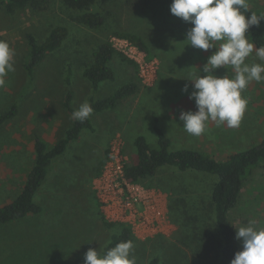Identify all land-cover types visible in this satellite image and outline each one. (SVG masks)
Segmentation results:
<instances>
[{
	"label": "rangeland",
	"instance_id": "374dc122",
	"mask_svg": "<svg viewBox=\"0 0 264 264\" xmlns=\"http://www.w3.org/2000/svg\"><path fill=\"white\" fill-rule=\"evenodd\" d=\"M242 1L264 14V0ZM39 4L14 13L0 4V115L17 107L15 116L0 127V205L19 195L35 162V137L52 147L91 97L105 98L132 82L139 84V91L114 109L92 112L93 130L84 129L52 161L34 196L43 208L41 214L0 224V264H98L112 236L121 232L119 225L104 223L93 192V180L114 137L122 136L128 164L137 158V136L157 147L156 119L174 150L191 148L217 160L245 151L264 139V65L247 45L245 29L203 3L96 2L91 11L105 18L97 30L73 21L80 12L62 0H39ZM57 26L68 29L67 38L29 77L26 35L42 43ZM117 34L142 39L149 56L163 59L162 74L171 79L175 94L199 90L194 94V98L200 95L199 100L174 104L179 109L172 119L171 104L155 100L154 90L143 86L137 66L118 55L110 62L115 80L104 81L93 91L83 71L92 65L98 46L120 37ZM196 46L209 49L210 63L202 70L195 68L185 50ZM217 49L219 57L221 49L225 53L224 66L220 61L216 65ZM192 81H198L199 87L191 88ZM68 92L75 114L64 105ZM216 182L214 175L170 166L141 181L146 187L172 190L170 196L165 191L168 199L172 197L168 231L146 241L135 237L131 247L114 251L109 264H149L154 258L159 264H217L220 236L211 201ZM230 219L244 251L236 264H264V169L247 178ZM207 236L214 242L210 250H203Z\"/></svg>",
	"mask_w": 264,
	"mask_h": 264
},
{
	"label": "trees",
	"instance_id": "16d2710c",
	"mask_svg": "<svg viewBox=\"0 0 264 264\" xmlns=\"http://www.w3.org/2000/svg\"><path fill=\"white\" fill-rule=\"evenodd\" d=\"M114 0H62L71 9L80 12L73 17V21L92 30L101 28L105 22L103 15L91 11L96 2L108 3ZM190 3H203L208 7L234 19L245 29L248 34L247 45L253 48L255 54L264 65V14L251 9L242 0H185ZM0 4L8 13L26 7H38L39 0H0ZM120 37L129 38L136 45L145 50L142 39L135 35L117 34ZM68 36V29L64 26L55 27L49 36L39 43L32 34H27L29 45V60L25 69L29 77L34 74L35 68L49 53L58 50ZM118 55L122 61H129L117 52L110 42L101 43L93 53V63L83 71L84 77L91 83L93 91H97L104 81H114L115 74L110 67L114 56ZM67 82L70 83L69 77ZM139 91V84L132 82L123 85L111 95L102 98H90L79 114H75L71 106L72 92H68L65 99V108L75 114L71 126L64 136L52 147H49L42 138L35 137L34 150L35 162L29 171L23 189L12 202L0 206V224H7L24 219L28 215H38L43 212L41 205L34 201L38 189L46 180L48 169L52 161L62 155L68 146L77 141L84 129L93 130L90 115L106 110L114 109L121 101L135 95ZM17 112L16 105L9 111L0 115V127L12 119ZM154 131L157 136V147L152 148L143 135L134 140L136 147V161L125 166L126 178L133 183L154 177L158 170L170 166L181 172H203L217 177V182L211 192L214 221L220 236V257L217 264H236L244 255V251L236 241V229L230 219L231 211L236 207L241 195L244 183L254 170L264 169V139L255 146L233 153L226 160H217L209 154L191 148L172 149V141L158 126V120L154 122ZM169 196L173 195L165 190ZM172 202L171 199L169 198ZM172 205H170V208ZM105 224H108L104 222ZM114 226V224H108ZM120 226V225H119ZM121 232L112 236L106 245L102 258L98 264H109L114 251L119 248H128L135 242V236L126 226H120ZM213 238L206 237L203 250H210ZM210 248V249H209ZM149 264H159V259H152Z\"/></svg>",
	"mask_w": 264,
	"mask_h": 264
},
{
	"label": "built area",
	"instance_id": "2783aa9c",
	"mask_svg": "<svg viewBox=\"0 0 264 264\" xmlns=\"http://www.w3.org/2000/svg\"><path fill=\"white\" fill-rule=\"evenodd\" d=\"M114 49L135 64L144 87L151 88L158 79L160 61L125 37H112ZM125 142L120 134L111 141L93 192L102 219L109 224L128 227L143 241L165 235L170 224L168 195L165 191L133 183L126 178Z\"/></svg>",
	"mask_w": 264,
	"mask_h": 264
},
{
	"label": "crops",
	"instance_id": "0c3cea01",
	"mask_svg": "<svg viewBox=\"0 0 264 264\" xmlns=\"http://www.w3.org/2000/svg\"><path fill=\"white\" fill-rule=\"evenodd\" d=\"M185 50L187 52V55H188V53L191 54L190 56L188 55L189 59L193 62V64L195 65V68H197L198 70L199 69L202 70V67L205 64L210 63L209 62V57H208L209 56V49L208 48H201L200 46H196V47L189 48V49L186 48ZM214 50H216V49H214ZM217 51H218V49H217ZM224 57H225V53H224L223 49H221L220 57H219V51L217 52V57L215 59L216 60V65L220 61L221 65L224 66V64H225V58ZM158 59L160 61V70H159V76H158L157 82L155 83V85L153 87H151L154 90V96L153 97H154L155 100H158V101H160L162 103H170L171 104V106H172L171 110L172 111L170 113V117L173 119V118H175V116H173L174 115L173 111H175L176 109H179V106L174 105V104H187V103H191V102H194L196 100H199L200 95L197 97L198 98L197 99V98H194V94L200 93V91L198 90L196 92V91H192V90H187L186 94L184 96H177L175 94L176 90L174 88H172L173 85L171 84L172 83L171 79L169 80V79H167V77L164 78V74H162L163 73V68H164L163 59L161 57H159ZM191 84H192L190 86L191 88H197L200 85L198 81L197 82H193L192 81ZM100 85H99V87H100ZM99 87H98V89H99ZM191 88H189V89H191ZM167 93H168V96H167ZM108 134H111V132L109 131ZM28 173H27V175H28ZM27 175L25 176V179H24V182H23V186H24V183L26 181ZM23 186L21 188V191L23 189ZM20 192H19V194H20ZM14 199H16V197ZM13 200L8 201V202H6V203H4L3 205H0V206H4V205L12 202Z\"/></svg>",
	"mask_w": 264,
	"mask_h": 264
}]
</instances>
